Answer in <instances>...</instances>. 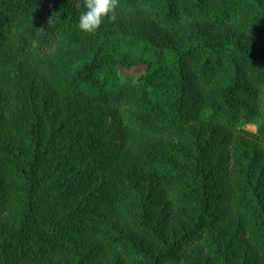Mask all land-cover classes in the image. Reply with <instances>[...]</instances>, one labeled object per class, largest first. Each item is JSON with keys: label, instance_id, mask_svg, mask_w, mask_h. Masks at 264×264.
<instances>
[{"label": "rangeland", "instance_id": "374dc122", "mask_svg": "<svg viewBox=\"0 0 264 264\" xmlns=\"http://www.w3.org/2000/svg\"><path fill=\"white\" fill-rule=\"evenodd\" d=\"M33 1L52 14L80 12L83 6L80 0ZM120 26H132L169 45L183 44L196 34L244 45L249 40L238 23H207L172 32L158 28L142 11L116 9L114 19L101 25L107 30ZM55 60H44L46 67ZM47 68L27 62L0 72V107H6L18 89H34L22 99H30L31 106L25 108L20 124L16 106L5 114L15 134L0 145V247H4L0 264H264V158L253 159L250 143L258 134L256 126L227 131L204 124L160 151L126 149L112 155L107 146L91 145L78 132L77 117L88 108L53 95ZM144 71L143 66L118 68L127 83L136 82ZM230 138L233 144L228 145ZM38 142L44 153L34 167L40 187L31 205L35 212L30 229L22 233L29 211L23 175L29 172ZM222 142L227 146L220 147ZM207 145L200 162L199 147ZM200 169L211 174L212 195L234 185L237 208L231 213L232 209L211 201L213 227L201 241H191L206 189ZM179 171L190 172L192 179L178 180ZM252 204L258 206L251 208ZM75 211L81 213L69 218ZM52 222L70 232L74 245L57 243L38 253L36 242H49L54 235L48 225ZM19 239L28 245L17 243Z\"/></svg>", "mask_w": 264, "mask_h": 264}, {"label": "trees", "instance_id": "16d2710c", "mask_svg": "<svg viewBox=\"0 0 264 264\" xmlns=\"http://www.w3.org/2000/svg\"><path fill=\"white\" fill-rule=\"evenodd\" d=\"M117 10L145 12L158 28L172 32L207 23H238L249 40L244 45L196 34L183 44L169 45L132 26L114 30L100 27L86 33L78 28L79 11L74 9L52 14L37 7L33 0H0V72L27 62L46 69L44 60L55 58L54 65L47 68L53 95L88 108L77 117L78 132L89 138L91 145L99 142L107 146L112 155L126 149L139 153L160 151L169 141L179 140L204 124L227 131L252 125L258 129L250 142L253 159H263L264 0H118ZM139 66L145 71L136 82L122 81L118 68ZM33 91L18 89L13 100L0 107V145L15 134L6 111L16 106L14 114L20 124L24 111L31 106L29 98L26 102L22 99ZM40 145L34 146L29 172L23 175L29 211L22 233L29 231L35 212L31 205L40 178L34 167L40 165L44 154ZM3 147L10 151L9 146ZM208 147H199L200 162ZM189 173L179 171L175 177L191 180L193 174ZM200 173L205 175L202 181L206 189L191 241H201L211 231L215 221L208 212L211 201L225 210L232 209L231 213L237 208L234 185L225 193L212 195L210 172L200 169ZM253 194L256 196V191ZM257 197L254 201L259 203ZM254 206L258 205L252 204L251 208ZM75 212L69 218L81 213ZM48 225L55 237L51 235L49 242L38 240V253L46 247L52 250L57 243L74 245L61 223ZM18 242L28 245L24 239ZM3 249L1 246L0 253Z\"/></svg>", "mask_w": 264, "mask_h": 264}, {"label": "clouds", "instance_id": "9594fccd", "mask_svg": "<svg viewBox=\"0 0 264 264\" xmlns=\"http://www.w3.org/2000/svg\"><path fill=\"white\" fill-rule=\"evenodd\" d=\"M117 7L118 0H83L78 28L86 33L97 31L106 19H114Z\"/></svg>", "mask_w": 264, "mask_h": 264}]
</instances>
